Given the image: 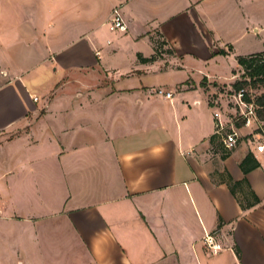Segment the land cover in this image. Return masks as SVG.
<instances>
[{
    "label": "crops",
    "instance_id": "0c3cea01",
    "mask_svg": "<svg viewBox=\"0 0 264 264\" xmlns=\"http://www.w3.org/2000/svg\"><path fill=\"white\" fill-rule=\"evenodd\" d=\"M263 52L264 0H0V264H264L263 136L203 86Z\"/></svg>",
    "mask_w": 264,
    "mask_h": 264
},
{
    "label": "built area",
    "instance_id": "2783aa9c",
    "mask_svg": "<svg viewBox=\"0 0 264 264\" xmlns=\"http://www.w3.org/2000/svg\"><path fill=\"white\" fill-rule=\"evenodd\" d=\"M110 30L123 32L127 31V26L123 21L120 7L115 8L112 12ZM155 94L171 100L174 98L176 93L174 90L158 89L155 90ZM245 97L246 92L244 89L237 90L233 96L234 105L241 110L239 115L235 114V118L233 120H230L224 115L222 108L217 101L213 102V105L216 107V112L214 114L215 134H217V136L224 137L223 145L226 153L235 150L239 142V135L234 128V123L242 120L244 126L254 127V125H257V123L260 122L257 117L254 102H247ZM256 149L259 153H264V136L262 137V142L258 143ZM203 243L205 248L212 254H217L225 249L224 245L218 240L216 233L205 232Z\"/></svg>",
    "mask_w": 264,
    "mask_h": 264
},
{
    "label": "rangeland",
    "instance_id": "374dc122",
    "mask_svg": "<svg viewBox=\"0 0 264 264\" xmlns=\"http://www.w3.org/2000/svg\"><path fill=\"white\" fill-rule=\"evenodd\" d=\"M108 35H111L113 37V44L116 45L118 41L115 36H117V33H109ZM155 42H157V46H159L160 42H163L161 38L157 37L155 39ZM169 49L167 46H163L161 48V54H167L169 53ZM238 63V62H237ZM219 75H225L227 78L218 82L210 83L208 79L203 80V86L208 87V85H212L215 88L213 89L214 92H217L216 94L210 95L211 102L217 101L219 105L222 108V111L224 115L229 118L230 120H233L235 118V114L239 115L241 113V110L234 105L233 96L237 92V89L234 87L236 83H242V89L245 90L246 95L248 98L254 102L256 113L259 109L258 105H256L257 100L264 94V78L261 79H251L242 69L241 66H238L235 69H232L229 74H227V68L226 67H219L218 71ZM210 83V84H209ZM213 92V93H214ZM236 109V110H235ZM238 113V114H237ZM258 117V116H257ZM258 120L260 122L257 123V125H254V130L257 134H260L264 136V122L261 121L258 117ZM238 125L239 127L243 124L242 120H239L238 122L234 123V125ZM260 141L262 139L258 137ZM218 144V142H217Z\"/></svg>",
    "mask_w": 264,
    "mask_h": 264
},
{
    "label": "trees",
    "instance_id": "16d2710c",
    "mask_svg": "<svg viewBox=\"0 0 264 264\" xmlns=\"http://www.w3.org/2000/svg\"><path fill=\"white\" fill-rule=\"evenodd\" d=\"M155 42V51L156 54L151 58H143L142 55H139V61L142 63H151L154 62L157 58L161 57V48L164 46V42H160L159 46L156 45ZM237 62L239 66L244 69L245 73L251 79H261L264 78V52L263 53H256L249 56H240L237 58ZM234 87L237 90L242 89V83H236ZM247 102H251V100L246 95L245 97ZM256 105H258L259 109L257 110V116L261 121L264 122V94L257 100ZM217 134H214L210 138L211 144H214L217 141ZM251 155H248L245 160L241 163V168L244 172H249L253 169L260 167V164L255 160L253 164H251ZM238 185V183L234 184V187ZM233 187V188H234ZM254 203H259L260 200L254 195Z\"/></svg>",
    "mask_w": 264,
    "mask_h": 264
}]
</instances>
